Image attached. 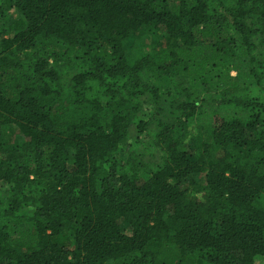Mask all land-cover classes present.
I'll use <instances>...</instances> for the list:
<instances>
[{"label":"trees","instance_id":"16d2710c","mask_svg":"<svg viewBox=\"0 0 264 264\" xmlns=\"http://www.w3.org/2000/svg\"><path fill=\"white\" fill-rule=\"evenodd\" d=\"M0 264H264V0H0Z\"/></svg>","mask_w":264,"mask_h":264},{"label":"rangeland","instance_id":"374dc122","mask_svg":"<svg viewBox=\"0 0 264 264\" xmlns=\"http://www.w3.org/2000/svg\"><path fill=\"white\" fill-rule=\"evenodd\" d=\"M230 75H231V76H235V75H236V72L232 71V72L230 73ZM240 81H242V80H240Z\"/></svg>","mask_w":264,"mask_h":264}]
</instances>
